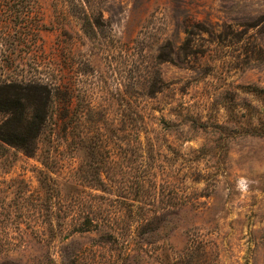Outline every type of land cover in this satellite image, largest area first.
Masks as SVG:
<instances>
[{
    "label": "rangeland",
    "instance_id": "obj_1",
    "mask_svg": "<svg viewBox=\"0 0 264 264\" xmlns=\"http://www.w3.org/2000/svg\"><path fill=\"white\" fill-rule=\"evenodd\" d=\"M0 138V264H264V0H0Z\"/></svg>",
    "mask_w": 264,
    "mask_h": 264
},
{
    "label": "trees",
    "instance_id": "obj_2",
    "mask_svg": "<svg viewBox=\"0 0 264 264\" xmlns=\"http://www.w3.org/2000/svg\"><path fill=\"white\" fill-rule=\"evenodd\" d=\"M46 118L45 116H35V119H33L32 123H35V126L39 124H43L42 121H44ZM40 133V131H39ZM0 140L3 141V139L0 138ZM5 142V141H3ZM15 148H18L21 150L24 154L30 156L33 155L34 152V141L29 143H17ZM149 243H145L147 245ZM214 252L213 249L208 248L203 242L201 241H195L194 239L191 240L190 246H188L182 254H180L176 259L173 260H167L163 262L162 264H215V261L212 259H215V255L211 259V261L206 263V256L208 253ZM169 261V262H168Z\"/></svg>",
    "mask_w": 264,
    "mask_h": 264
}]
</instances>
